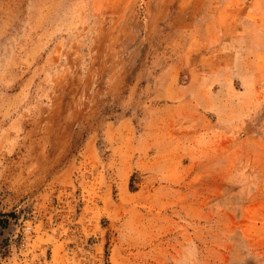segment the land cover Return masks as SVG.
Returning a JSON list of instances; mask_svg holds the SVG:
<instances>
[{
	"label": "rangeland",
	"instance_id": "obj_1",
	"mask_svg": "<svg viewBox=\"0 0 264 264\" xmlns=\"http://www.w3.org/2000/svg\"><path fill=\"white\" fill-rule=\"evenodd\" d=\"M0 264H264V0H0Z\"/></svg>",
	"mask_w": 264,
	"mask_h": 264
}]
</instances>
